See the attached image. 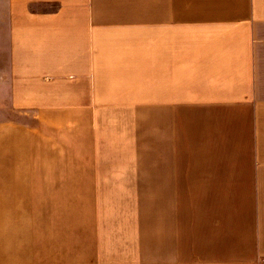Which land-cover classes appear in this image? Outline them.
I'll return each mask as SVG.
<instances>
[{
  "label": "crops",
  "instance_id": "crops-1",
  "mask_svg": "<svg viewBox=\"0 0 264 264\" xmlns=\"http://www.w3.org/2000/svg\"><path fill=\"white\" fill-rule=\"evenodd\" d=\"M5 49L13 107L50 135L0 120V264H142L138 166L106 161L105 124L151 104L182 200L172 264H264V0H0Z\"/></svg>",
  "mask_w": 264,
  "mask_h": 264
},
{
  "label": "rangeland",
  "instance_id": "rangeland-1",
  "mask_svg": "<svg viewBox=\"0 0 264 264\" xmlns=\"http://www.w3.org/2000/svg\"><path fill=\"white\" fill-rule=\"evenodd\" d=\"M9 53L10 50H0L3 57L9 56ZM10 76L11 65H0V120L7 121L9 125L17 123L24 126L25 135L29 139L26 141L30 144L33 130L50 135V128L39 124V118L32 114L31 109L17 111L13 107ZM26 82L28 81L23 80V87ZM143 107L146 109L130 108L141 116L151 112L150 120L121 121L119 124L106 122L104 154L107 162L138 166L134 173L138 172L139 183L133 185L131 180L124 181V209L127 211L128 228L125 232L129 234L127 245L130 259H141L142 264H172L170 222L173 227L182 221V200H168L163 105L151 104L150 107ZM120 136L121 146L118 144ZM22 164L23 167L29 166L33 164V160L31 162L25 159ZM176 253L178 254L177 248L173 247L174 256Z\"/></svg>",
  "mask_w": 264,
  "mask_h": 264
}]
</instances>
